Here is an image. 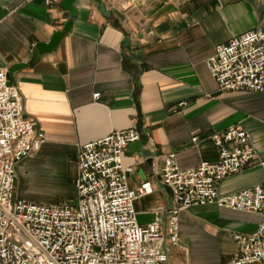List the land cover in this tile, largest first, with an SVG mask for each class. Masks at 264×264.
Here are the masks:
<instances>
[{
	"label": "crops",
	"instance_id": "obj_1",
	"mask_svg": "<svg viewBox=\"0 0 264 264\" xmlns=\"http://www.w3.org/2000/svg\"><path fill=\"white\" fill-rule=\"evenodd\" d=\"M77 0V14L45 0H0V67L30 63L38 43L72 21L59 44L35 64L18 69L13 84L24 97L25 113L38 121L41 147L16 165L15 196L38 203L44 188L21 186L23 177H41L46 184L78 197V153L90 141L113 130L138 128L140 149H130L124 162L132 166V190L149 182L152 191L135 201L138 220L148 224L161 206L166 229L172 190L162 181L165 156L176 153L182 169L217 161L212 136L232 125L246 129L257 156L241 172L219 185L228 195L264 182V92L221 90L208 58L217 45L252 29H264V0ZM130 41L123 44L125 37ZM96 93H100L98 97ZM185 102L180 106L179 103ZM197 137V141L193 138ZM30 180V181H31ZM33 183V181H31ZM257 212L236 211L217 204L191 206L180 214V239L168 240L169 264L207 263L191 245H217L221 232L234 224L253 233ZM194 251V252H193Z\"/></svg>",
	"mask_w": 264,
	"mask_h": 264
},
{
	"label": "built area",
	"instance_id": "obj_2",
	"mask_svg": "<svg viewBox=\"0 0 264 264\" xmlns=\"http://www.w3.org/2000/svg\"><path fill=\"white\" fill-rule=\"evenodd\" d=\"M61 1L45 0L48 6ZM207 65L221 90L264 92V29L217 45ZM37 125L25 113L23 94L9 83L8 69L0 67V264H168L167 243L180 239L182 210L212 203L262 218L255 232L232 234L236 249L222 264H264V182L219 193L228 175L243 171L257 156L246 129L232 125L212 136L219 148L217 161L182 169L175 152L165 156L162 181L174 202L165 229L161 206L150 223L138 220L135 201L152 187L145 182L134 191L129 184L133 168L125 164L124 154L142 137L135 127L113 130L81 147L76 204L16 198V165L44 142ZM259 165L264 169V159Z\"/></svg>",
	"mask_w": 264,
	"mask_h": 264
},
{
	"label": "rangeland",
	"instance_id": "obj_3",
	"mask_svg": "<svg viewBox=\"0 0 264 264\" xmlns=\"http://www.w3.org/2000/svg\"><path fill=\"white\" fill-rule=\"evenodd\" d=\"M31 179L23 177L21 181V186L30 187L32 189H42L44 188V198H57L58 203H68V204H76L77 198L68 195L63 188L53 187L52 185L46 184L45 180L41 177L33 181ZM234 224H229L228 228L224 229V232L219 234V243L217 245H206L201 243V245H196L193 243L191 245V239L186 237L184 240L185 244H188L189 247H193V250L197 253V255L206 260L207 263H211L213 261L219 260L222 257H225L226 254L232 248L233 240L231 239V235L236 231ZM194 252V251H193ZM169 264V262H168Z\"/></svg>",
	"mask_w": 264,
	"mask_h": 264
},
{
	"label": "water",
	"instance_id": "obj_4",
	"mask_svg": "<svg viewBox=\"0 0 264 264\" xmlns=\"http://www.w3.org/2000/svg\"><path fill=\"white\" fill-rule=\"evenodd\" d=\"M76 1L77 0H62L61 6L64 9L69 10L72 15H76L77 9L74 5ZM97 1L100 2V9H101L102 13L106 16H109L110 12L106 9V4L104 2H102L101 0H97ZM72 24H73L72 21H69L66 23L63 30H58V31L54 32L51 40L48 43H46V42L38 43L33 50V58H32V61L30 63H19V64H15L12 67H10V69L8 70L9 83L13 84L14 73L18 69L24 68V67L28 66L29 64L37 63L39 61L42 53L48 52V51L54 49L59 44L61 39L65 36L66 32L71 29ZM129 41H130V37L127 36V37H125L123 44L129 43ZM142 145H143L142 141L138 140V141L130 144V149L136 148L138 150L142 147Z\"/></svg>",
	"mask_w": 264,
	"mask_h": 264
}]
</instances>
